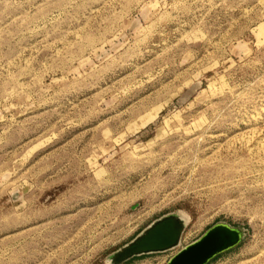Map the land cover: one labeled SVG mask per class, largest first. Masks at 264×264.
Wrapping results in <instances>:
<instances>
[{"label":"rangeland","instance_id":"1","mask_svg":"<svg viewBox=\"0 0 264 264\" xmlns=\"http://www.w3.org/2000/svg\"><path fill=\"white\" fill-rule=\"evenodd\" d=\"M187 218L264 264V0H0V264H108Z\"/></svg>","mask_w":264,"mask_h":264},{"label":"water","instance_id":"2","mask_svg":"<svg viewBox=\"0 0 264 264\" xmlns=\"http://www.w3.org/2000/svg\"><path fill=\"white\" fill-rule=\"evenodd\" d=\"M185 227L186 221L182 216H165L110 255L108 264H124L136 257L173 250L178 247ZM244 237L242 229L225 224L215 225L198 241L181 249L168 264H208L218 255L239 245Z\"/></svg>","mask_w":264,"mask_h":264},{"label":"bare ground","instance_id":"3","mask_svg":"<svg viewBox=\"0 0 264 264\" xmlns=\"http://www.w3.org/2000/svg\"><path fill=\"white\" fill-rule=\"evenodd\" d=\"M183 217V216H182ZM183 219L187 222V218H185V217H183ZM180 246V243H179V245H178V247ZM178 247H176V248H178ZM175 248V249H176Z\"/></svg>","mask_w":264,"mask_h":264},{"label":"trees","instance_id":"4","mask_svg":"<svg viewBox=\"0 0 264 264\" xmlns=\"http://www.w3.org/2000/svg\"><path fill=\"white\" fill-rule=\"evenodd\" d=\"M219 256H220V255H218L217 257H215L212 261L216 260ZM212 261H210V262H212Z\"/></svg>","mask_w":264,"mask_h":264}]
</instances>
